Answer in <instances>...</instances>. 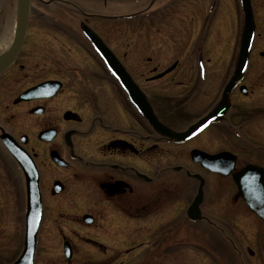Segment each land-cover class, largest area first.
I'll use <instances>...</instances> for the list:
<instances>
[{
    "label": "flooded vegetation",
    "instance_id": "af4514ba",
    "mask_svg": "<svg viewBox=\"0 0 264 264\" xmlns=\"http://www.w3.org/2000/svg\"><path fill=\"white\" fill-rule=\"evenodd\" d=\"M242 1L28 0L0 72V264H264V0L224 97ZM15 24L0 0V56Z\"/></svg>",
    "mask_w": 264,
    "mask_h": 264
},
{
    "label": "water",
    "instance_id": "95a60500",
    "mask_svg": "<svg viewBox=\"0 0 264 264\" xmlns=\"http://www.w3.org/2000/svg\"><path fill=\"white\" fill-rule=\"evenodd\" d=\"M242 5L245 11L244 29L241 36L240 48L238 51L235 69L232 75V79L225 89L224 97L227 96V93L234 85V83L238 82L242 78L247 65L248 55L253 39V20H252L250 6L249 3L245 0L242 1ZM27 18H28V0H16L15 39L9 50L5 52L4 55L0 56V72L10 65L15 55L17 54L19 45L26 30ZM108 66L117 75L118 78H129L128 75L125 73L123 67L118 62L115 63L113 61H108ZM208 120L209 119L201 121L197 125H194L192 128H190L186 133L181 135H183L184 137L185 135L187 136L189 134H192L193 132L195 133L196 131L204 127L203 125L206 124ZM256 212L259 213L264 219V212L262 211L259 212L258 210H256ZM27 260L29 264L30 257L24 254L21 257L20 261L16 264H25Z\"/></svg>",
    "mask_w": 264,
    "mask_h": 264
},
{
    "label": "rangeland",
    "instance_id": "374dc122",
    "mask_svg": "<svg viewBox=\"0 0 264 264\" xmlns=\"http://www.w3.org/2000/svg\"><path fill=\"white\" fill-rule=\"evenodd\" d=\"M248 78H264L263 68L256 66V64L252 65L249 69ZM252 139H262L258 142H262L264 140V128H255L250 127L249 130H246ZM238 133V132H237ZM230 140L224 145H232V149L235 151H239L241 149V143L238 141L236 137H234V141H231V135L229 136Z\"/></svg>",
    "mask_w": 264,
    "mask_h": 264
},
{
    "label": "bare ground",
    "instance_id": "6f19581e",
    "mask_svg": "<svg viewBox=\"0 0 264 264\" xmlns=\"http://www.w3.org/2000/svg\"><path fill=\"white\" fill-rule=\"evenodd\" d=\"M1 45H3V44H1ZM1 45H0V46H1Z\"/></svg>",
    "mask_w": 264,
    "mask_h": 264
}]
</instances>
